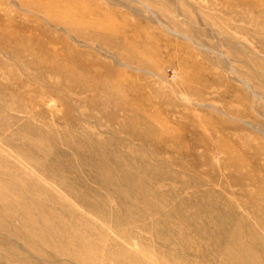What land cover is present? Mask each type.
<instances>
[{"label": "rangeland", "instance_id": "rangeland-1", "mask_svg": "<svg viewBox=\"0 0 264 264\" xmlns=\"http://www.w3.org/2000/svg\"><path fill=\"white\" fill-rule=\"evenodd\" d=\"M0 264H264V0H0Z\"/></svg>", "mask_w": 264, "mask_h": 264}, {"label": "bare ground", "instance_id": "bare-ground-1", "mask_svg": "<svg viewBox=\"0 0 264 264\" xmlns=\"http://www.w3.org/2000/svg\"><path fill=\"white\" fill-rule=\"evenodd\" d=\"M11 39H8V42L10 41ZM5 42H7V41H5ZM20 43V42H19ZM13 47V46H12ZM13 50H15V49H13ZM16 51V50H15ZM23 50L22 49H17V54L16 55H18V54H20L21 52H22ZM14 52V51H13ZM54 60H57V58H55V56H54V58L52 59V60H50V63H48V66L47 67H49V68H51L50 70L51 71H53L54 72V70H59L60 71V67H58L57 65H56V63L54 62ZM55 64H54V63ZM63 66V65H62ZM60 68V69H59ZM66 71H67V69H66ZM62 72H64V71H62ZM70 72V71H69ZM84 90V89H83ZM115 103V102H114ZM133 108V107H132Z\"/></svg>", "mask_w": 264, "mask_h": 264}]
</instances>
